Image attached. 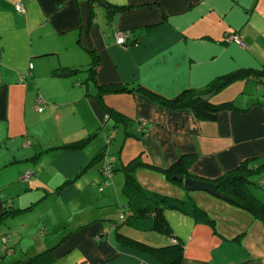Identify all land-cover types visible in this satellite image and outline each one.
I'll use <instances>...</instances> for the list:
<instances>
[{"label": "crops", "instance_id": "obj_1", "mask_svg": "<svg viewBox=\"0 0 264 264\" xmlns=\"http://www.w3.org/2000/svg\"><path fill=\"white\" fill-rule=\"evenodd\" d=\"M105 2L0 0V224L11 225L0 231L14 248L0 264L54 245L49 264H161L156 252L118 231L156 246L176 236L184 241V264H264L263 220L206 190L188 192L160 169L185 154L188 172L205 179L245 159L264 164V0ZM108 3L130 6L110 12ZM119 30H129L127 44L118 42ZM69 33L76 38L66 42ZM233 33L246 45L226 37ZM237 70L248 73L210 97L232 104L211 118L137 89H103L142 84L172 97L185 88L208 90ZM110 133L116 169L101 190L96 157ZM87 137L82 147L64 146ZM137 157L144 187L204 199L213 207L197 204L213 221L167 208L174 235L116 226L129 203L123 168ZM37 234L42 244L23 246L25 236Z\"/></svg>", "mask_w": 264, "mask_h": 264}, {"label": "trees", "instance_id": "obj_2", "mask_svg": "<svg viewBox=\"0 0 264 264\" xmlns=\"http://www.w3.org/2000/svg\"><path fill=\"white\" fill-rule=\"evenodd\" d=\"M108 9L110 12L116 9H125L130 5H117L108 3ZM19 10V9H18ZM21 11V10H20ZM228 37V35L226 36ZM92 68V67H91ZM73 71L77 70L76 68L72 69ZM248 72L245 70H237L234 72H229L222 76L216 78L205 91H199L194 88H185L177 95L168 97L162 95L144 85L129 86L127 84H111L105 86L104 91L120 92V91H132L137 89L149 97L157 100L160 103H163L167 106L181 108V107H190L192 108L199 117L202 118H211L216 116L217 110L232 104V101H225L220 103L212 102L210 98L205 99L202 97L204 93L211 92L213 90H219L230 80H233L237 77H243ZM208 91V92H207ZM90 137L74 140L68 143H65L64 146L67 148H79L82 147L85 142L88 141ZM104 155V150L101 151L96 157V159L101 158ZM190 157L181 155L172 165L160 168L165 176L176 183L183 184L182 180L175 179L173 176H195L194 174L188 172L187 166L189 163ZM139 163V159L134 158L129 165L125 166L123 169L126 171V178L124 182V191L129 196V203L127 204V209L121 207L120 215L123 217L124 212L126 211V216L123 221H116L114 224L116 226L121 225L122 222H127L129 225L145 230H158L165 234L174 235L173 228L169 223L166 217L167 208H176L181 211L187 212L189 214L197 216L199 219L213 221L209 216L208 212L199 206L193 198L179 197L157 190H152L144 187L136 178L135 168ZM102 165L100 166L101 170ZM115 165L113 164L112 172H115ZM264 171V164L255 166L251 164L248 159L243 160L238 166L231 168L225 173L219 175L218 177L209 179L218 184L219 190L232 196L235 204L245 207L254 215L264 221V201L259 197H256L248 189V184L253 182H258L259 179H263L261 176ZM102 172V170H101ZM103 173V172H102ZM112 174V177H113ZM105 177V175H104ZM110 177V178H112ZM199 177V176H197ZM102 190L103 187H100ZM186 190L190 192V189ZM119 236L126 238L129 241L135 243H141L146 247H149L151 250L156 252V255L161 261V264H184V241L176 236H172V239L169 243L156 246L149 243L139 242L135 238L125 235L123 232L118 231ZM97 239H102V234L96 235ZM57 245L51 246L41 252L36 253L35 255L15 260L10 264H49L53 260V250Z\"/></svg>", "mask_w": 264, "mask_h": 264}, {"label": "rangeland", "instance_id": "obj_3", "mask_svg": "<svg viewBox=\"0 0 264 264\" xmlns=\"http://www.w3.org/2000/svg\"><path fill=\"white\" fill-rule=\"evenodd\" d=\"M75 37L76 38V36H75V34L74 33H69L68 35H66V37H65V41L66 42H68L69 40H71V38L72 37ZM72 40H73V38H72ZM101 131V130H100ZM100 136V135H99ZM110 137H111V133L110 134H107V136H105V141H104V144L103 145H105V148L103 149L104 150V155L101 157V161L97 164V168H99V164H100V166L105 162V159H106V157H105V154L109 157V161H115L114 160V154L112 153V151L110 150V145H111V141H110ZM112 138V137H111ZM118 138V137H117ZM102 145V146H103ZM120 146H121V142L119 143V147H118V152H119V148H120ZM100 171V174H101V179L100 180H98L97 182H96V184H97V187L98 188H100V187H103V189L106 187V186H108L109 184H111V183H113L112 182V180H113V177L112 178H108V177H104V174L101 172V170H99ZM261 176H263V179H259L258 180V182H256V183H253V182H251V183H249L248 184V189H249V191L250 192H252L256 197H259L261 200H263L264 201V171L262 172V174H261ZM166 180H168L167 179V177L165 176L164 177ZM169 181V180H168ZM175 184V183H174ZM184 185V184H183ZM193 198V197H192ZM221 198V197H220ZM199 205H205V203H207V206H209L210 208L211 207H213V206H211L210 204H209V202H207L206 200H204V199H199L198 200V202H197ZM212 211L213 212H215V211H219V210H217V209H214V208H212ZM223 217H225L223 214H222V211L220 210V212H219ZM212 215V214H211ZM55 219V218H54ZM16 222H18L17 220H14V226L15 225H17L16 224ZM1 226H6V227H8V229L11 227V225L10 226H8L7 225V222L6 223H3V224H0V228H1ZM16 227V226H15ZM39 232H41V230L39 231ZM8 233V232H7ZM7 233H4V232H2V231H0V250L2 251H0V255L1 256H6V255H8V254H10L8 251H7V249H6V246L7 245H11V235L9 236V238H8V244H5L4 243V241H3V237L4 236H6V235H8ZM41 237H40V235L39 234H37L36 236H34L32 239L29 237V236H25L24 237V239H23V241H22V244H23V246L25 245L26 247H28L29 245L30 246H32L33 244H36V243H38V244H42L43 242H41ZM48 246H50V245H48ZM11 247V249H13L14 250V248H13V246L11 245L10 246ZM47 247V246H46ZM45 247H43V248H41V249H44ZM38 251H40V250H38Z\"/></svg>", "mask_w": 264, "mask_h": 264}, {"label": "water", "instance_id": "obj_4", "mask_svg": "<svg viewBox=\"0 0 264 264\" xmlns=\"http://www.w3.org/2000/svg\"><path fill=\"white\" fill-rule=\"evenodd\" d=\"M102 3H105L107 5V2H105V0H99ZM65 74H67L68 72H63ZM215 92L211 91L208 93H204L202 95L203 98L208 99L211 97V95ZM173 178L175 179H179L183 181L184 187L190 190H196V189H201V190H206L214 195H217L219 197H222L224 199L227 200H233V197L220 191L218 184L212 180L209 179H205V178H201V177H195V176H181V175H175L173 176Z\"/></svg>", "mask_w": 264, "mask_h": 264}, {"label": "built area", "instance_id": "obj_5", "mask_svg": "<svg viewBox=\"0 0 264 264\" xmlns=\"http://www.w3.org/2000/svg\"><path fill=\"white\" fill-rule=\"evenodd\" d=\"M17 9L21 10V11H24L25 8L23 6L22 3H17ZM129 30H119L117 32V40L119 43H123V44H127L128 43V38H129ZM228 38H234L238 43H240L241 45H246V43L244 42V40L241 38V36L238 34V33H233V34H228ZM32 65V64H31ZM42 102L43 100L40 98L39 101H38V106H37V109L38 110H42L43 109V105H42ZM145 126V120H142L141 121V124H140V127H144ZM105 162L102 164V167H101V170L103 172V174L105 175V177H112V167H113V161H109V157L105 154ZM29 171H27V175H29ZM10 234L6 235L3 237V241L4 243L6 244L7 241H8V238H9ZM6 249L8 252H11L12 249L10 246H6Z\"/></svg>", "mask_w": 264, "mask_h": 264}]
</instances>
